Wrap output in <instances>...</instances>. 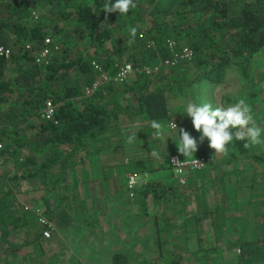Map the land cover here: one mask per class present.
<instances>
[{"label":"trees","instance_id":"trees-1","mask_svg":"<svg viewBox=\"0 0 264 264\" xmlns=\"http://www.w3.org/2000/svg\"><path fill=\"white\" fill-rule=\"evenodd\" d=\"M134 2L137 6L121 16L118 12L105 13L102 8L109 0H0V44L10 48L7 57L0 56V139L4 157L12 156L15 164L12 173L8 168L0 172V179L6 181L1 185L5 188H0V264H76L68 262L69 257L63 256L60 246L52 251L57 237L54 226L65 227L61 237L66 239L70 231L68 225L75 221L71 204H64L59 213H54L43 195L44 208L38 207L39 211L54 224L49 236L44 237L41 233L44 225L37 222L32 211L35 207L22 201L15 188L19 179L34 175L62 179L67 167L76 162L79 151L96 141L103 142L105 138L101 134L116 126L119 116H126L128 135L136 134L131 143L128 136L125 138L129 151L121 154L131 158V172L148 173L147 179L134 190L137 197H133V201L126 200L127 204L131 201L144 210L146 196L156 201L163 199V212L170 217L172 211L189 209L184 196L191 194L192 208L197 213H192L190 219L196 225L207 212L223 210L207 202L208 192L203 185L206 167L205 171H191L185 186L173 177L167 155L186 156L178 152L179 138L167 127V122L171 120L176 124L175 129L184 128L191 136H199L193 127H183L191 123V118L183 115L188 101H195L191 87L199 82L221 83L230 68L243 75L247 73L252 55L264 45V0ZM129 26L137 29L136 39L131 44ZM44 37L49 38L46 62H35L34 55L43 45ZM167 37L175 40L176 47L188 46L191 57L174 65L158 64V68L148 74L135 73L131 83L110 81L84 94V86L96 76L92 61L109 72L114 71L115 64L124 61L133 66L156 64L168 54L164 44ZM25 43H29V47H25ZM124 91L133 93L134 101H122ZM46 99L54 103L56 123L38 117V110ZM154 121L162 126L163 138L154 135L157 131L151 126ZM98 136L102 137L101 141ZM120 147L125 148L122 144ZM153 152L158 156H153ZM207 154L201 147L191 156ZM9 158L2 160L1 165ZM249 158L264 162V152L251 154ZM165 170L172 177L170 182L160 177ZM56 187L52 181L44 182L42 190L51 193ZM60 188L65 189L67 185ZM185 188L189 193L184 192ZM263 190L264 178L253 171L248 181H240L239 191L248 200L263 197L264 201ZM177 199L182 202L179 206ZM171 207L170 212L165 211ZM217 217L213 215L207 222L216 227L220 223ZM160 219L154 216L157 231L166 228ZM132 220L130 214L124 222L129 224ZM260 220L259 227L253 226L254 236L235 240L237 264H264V260H258L264 255V246L256 243L257 236L264 233L263 218ZM260 240L264 241V236ZM153 241L161 247L165 239L156 235ZM44 245L48 254L39 259L33 257ZM126 261L124 253L111 255V263Z\"/></svg>","mask_w":264,"mask_h":264},{"label":"rangeland","instance_id":"rangeland-1","mask_svg":"<svg viewBox=\"0 0 264 264\" xmlns=\"http://www.w3.org/2000/svg\"><path fill=\"white\" fill-rule=\"evenodd\" d=\"M135 76V73H130L121 83H131ZM191 92L195 94V101H188V103L193 102L198 105L208 102L212 103L214 107H227L241 98L245 99L252 109L254 121L264 130V45L252 55L245 75L230 68L223 82L216 85H209L205 82L195 83L191 87ZM132 94H130V91H124L122 101H134V94L131 96ZM180 105L185 107L184 104ZM167 127L176 132L178 139L179 130L175 129L174 122L168 121ZM183 127L192 128L193 126L189 123V125L186 124ZM185 130L187 131V129ZM229 130L235 132L237 129L230 127ZM261 140H264V134H262ZM244 143L245 141L234 140L227 145L228 150L226 153L215 154L214 150L208 147L207 139L203 143L198 142V149L203 147L206 154L208 153L207 155L211 157L210 161L201 169H198L199 171H205V167L208 169L207 176H205L206 182L203 184L208 192L207 202L209 205H218L219 209L223 207V210L218 212L204 214L198 225L193 224L190 219L192 213H197L192 208L194 202H191V194L188 197L184 196L185 201L188 203L186 208L189 209L182 212L177 211L178 213L172 211V215L167 217L168 213L163 212V199L156 201L151 196H146L145 209L143 210L141 205L130 203L133 201V197H137L135 192L129 197L131 199L128 198L129 195L126 192V200L131 201L129 204L125 202L128 209L125 215L121 213L122 220L120 217L114 218L113 211L97 213L98 217L94 220L93 217L91 218L88 215L90 212H86L84 209L85 207L90 209L88 205H90L89 201L92 199L91 194H84L79 198L74 195V192L72 193L73 196L68 197L67 203L69 202L73 206L81 205L82 215L76 210L73 213L71 212L75 221L68 225V230L72 233L69 231L66 239L59 237L58 240L54 241L52 251L60 246L63 256L65 258L69 257H67L68 262H76V264H114L111 263V255L114 252H121L126 255L127 261L124 264H237L236 253L238 247L234 244L235 240L254 236L253 226L259 227L261 218L264 222L263 197L260 200L259 197L248 200L247 196L239 191L240 181L243 179L248 181L252 171L264 178V162L249 158L251 154L264 152V143L250 145L247 148H244ZM10 157L9 161H5L4 168L7 167L9 172L12 173L15 164L11 161L12 156ZM19 158H22L21 155ZM236 170L241 175L237 174ZM146 173V171H143L138 174L142 180H145L148 177V173ZM161 173L160 177L165 182L171 181L172 177L168 170L161 171ZM39 178L41 179L39 175L31 178H21L18 180L16 188L15 183L11 185L17 189V194L26 204H34L42 208V202L38 199V195L44 182H40ZM3 184H6V181L1 178V189L5 188L4 186L1 187ZM185 184L186 182L181 185L185 186ZM227 186H233L235 189H228ZM30 190L34 191L38 203L29 202L28 198L31 197L28 196L27 192ZM72 190L76 191V188L72 187ZM125 191L126 189L122 188L120 193L122 194ZM184 192L189 193V189L185 188ZM62 193L64 192L62 191ZM261 195H264V190ZM171 201L174 200L171 199ZM177 201L178 206L182 204L180 199H177ZM53 202L55 201H51V203ZM172 208H166L165 211L170 212ZM130 214L133 220L129 224H124L123 219H126L124 217ZM153 215L161 218L160 221L166 228L157 231ZM213 215H218L217 219H220V223L216 227L207 222ZM137 216H140V218L136 219ZM139 219L142 221H139ZM166 222L168 225H166ZM73 225L75 227H72ZM78 225L79 227H77ZM117 228H122V230L118 231ZM122 232L125 233H123L125 241H122ZM20 234L22 233H18L19 238L21 237ZM156 235H160L162 239H165L161 247H158L153 241ZM261 236H264V233L257 236L258 242L255 241L260 243L258 244L259 247L264 246V241H259ZM74 239H76V247L73 244ZM197 239H199V242H197ZM62 241H66V244ZM47 254L44 245L41 252L33 254V257L39 259ZM258 260H264V255Z\"/></svg>","mask_w":264,"mask_h":264},{"label":"crops","instance_id":"crops-1","mask_svg":"<svg viewBox=\"0 0 264 264\" xmlns=\"http://www.w3.org/2000/svg\"><path fill=\"white\" fill-rule=\"evenodd\" d=\"M125 119L126 116H119L116 120V126L113 125L112 128H107L104 130V132L101 134V136L105 138L103 142L101 141L102 137L98 136L97 139L101 142L96 141L92 146L85 147L84 149L80 150L78 154L82 155V157L77 154L78 156L76 162L73 163L71 167H67V172L62 177V179L60 178L58 181L55 178H52L50 180V177L46 179H44L43 177H41V179L39 178L40 182L49 183V181H52L53 183H55V185H57V187L55 188L54 192L51 193H44L43 190H41L40 194L38 195V199L43 203L44 195V198L48 202V206L50 208H53L54 213H59L58 211L62 210V206H65L64 204L67 203L68 197L73 196L72 193L75 192L74 195L79 198H81L82 195L84 196V194H91L90 196L92 197V199H90V205H88L90 206V209L85 207V211L90 212V216L92 214L93 217L94 215L98 217L97 213L111 211H113L112 214H115L114 218H121V213H124L125 215L126 210L128 209V205H126L125 203L126 191L122 194L120 193V191L122 188L125 189L126 174L131 172V158H128L126 154H121L124 151H129L127 149V147L129 146L125 145V143L127 142L125 138L127 136L129 137V132L125 128V123H127L125 122ZM121 144L125 148L122 149V147H120ZM6 158H9V155H6L5 157L3 156L2 160ZM2 162L0 163V172L5 169L4 166L1 165ZM62 185H67V188L61 189L60 187ZM72 187H75L76 191H73ZM62 191L64 193H62ZM67 191L69 192L65 193ZM55 193H57L58 195H56ZM27 194L31 197L28 198L30 200V203H32L31 199H34V202L38 203L33 190L28 191ZM50 200L55 202L51 203ZM57 202H59L58 205L56 204ZM31 205L37 207V205ZM71 207L74 208V211L76 210V212H79L80 214L82 213L81 205H71ZM43 208L44 206L42 205V208L40 210H43ZM126 217L127 216H125L124 218ZM55 227L57 229V237L55 238L56 241L59 239V237L64 235L63 231H65L66 229L64 226L61 228H57V226H54V229ZM117 229L118 231L122 230V228ZM124 232L121 233L122 241H125L123 235Z\"/></svg>","mask_w":264,"mask_h":264},{"label":"clouds","instance_id":"clouds-1","mask_svg":"<svg viewBox=\"0 0 264 264\" xmlns=\"http://www.w3.org/2000/svg\"><path fill=\"white\" fill-rule=\"evenodd\" d=\"M136 6L134 0H115L114 3L109 0V3H106L102 9L106 14L118 12L123 16L129 12L130 8ZM128 32L129 44H131L136 39L137 29L134 26H129ZM183 115L191 118L193 128L200 133L199 137H193L184 128L179 129V142L176 143V147L183 156L194 155L198 150V142L203 143L205 139H207L208 147L213 149L215 154L226 153L227 145L234 140L245 141L244 148L264 143V140H261L264 130L254 121L252 109L243 98L227 107H214L212 103L208 102L199 105L190 102L186 105ZM151 126L157 130L154 135L163 138L164 134L160 131L162 126L155 121ZM230 127L237 130L230 132ZM135 135L128 137L129 143L133 141ZM152 155L158 156L155 152ZM175 161L176 159H173V162Z\"/></svg>","mask_w":264,"mask_h":264},{"label":"built area","instance_id":"built-area-1","mask_svg":"<svg viewBox=\"0 0 264 264\" xmlns=\"http://www.w3.org/2000/svg\"><path fill=\"white\" fill-rule=\"evenodd\" d=\"M165 46L168 51V54L162 57L156 64H138L133 66L129 61H124L118 64H115V69L113 72L105 70L100 64L92 61L93 67L96 71L95 78L83 88L84 94H90L94 89L98 88L104 83L107 82H121L123 81L130 73H140L148 74L155 71L160 65H174L179 60L188 59L191 57V49L184 45L176 47L175 40L167 37L165 38ZM151 43V42H150ZM25 47H29V43H25ZM56 48V45H54ZM49 52V38H43V45L34 55L35 62H46V57ZM10 53V48L8 46L0 44V56L7 57ZM38 117L45 121H51L53 123L57 122V118L54 115V103L50 99H46L40 109L38 110ZM50 117V118H47ZM3 142L0 139V163L4 156ZM6 156V155H5ZM173 159H176L173 162ZM210 157L204 155L189 156V157H180L176 153H170L167 155V164L169 165L173 177L179 184H184L186 182L188 174L193 171L202 168L208 161ZM145 180L139 176L137 172H129L126 174L125 180V189L127 194L132 196L135 188L142 184ZM33 214L36 217V220L39 224L44 225L41 233L44 237H48L50 229L53 228L52 222L47 218L46 215L41 213L37 207L32 209Z\"/></svg>","mask_w":264,"mask_h":264}]
</instances>
